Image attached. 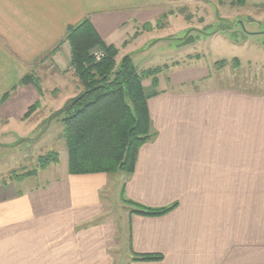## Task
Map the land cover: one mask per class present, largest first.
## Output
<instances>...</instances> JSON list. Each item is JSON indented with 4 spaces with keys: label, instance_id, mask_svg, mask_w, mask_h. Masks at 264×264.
Listing matches in <instances>:
<instances>
[{
    "label": "crops",
    "instance_id": "obj_1",
    "mask_svg": "<svg viewBox=\"0 0 264 264\" xmlns=\"http://www.w3.org/2000/svg\"><path fill=\"white\" fill-rule=\"evenodd\" d=\"M159 1L0 0V101L28 73L68 87L55 79L71 73L66 43L51 56V74L39 64L68 26L87 19L119 53L130 33L142 39L156 27L164 16ZM197 76L199 87L181 90L183 81L157 75V94L147 101L153 138L138 149L129 175L69 174L57 112L79 92L74 76L68 95L31 84L12 91L0 103V150L38 154L59 141L63 154L23 179L0 174V264H264V91ZM145 86L151 93V82ZM54 95L55 105L44 104ZM127 201L176 206L142 216ZM139 254L161 259L134 260Z\"/></svg>",
    "mask_w": 264,
    "mask_h": 264
},
{
    "label": "trees",
    "instance_id": "obj_2",
    "mask_svg": "<svg viewBox=\"0 0 264 264\" xmlns=\"http://www.w3.org/2000/svg\"><path fill=\"white\" fill-rule=\"evenodd\" d=\"M66 43L69 50V67L78 82V94L57 112L63 127L67 153V169L71 175L123 174L134 170L138 149L153 138L147 101L157 94L159 68L138 70L128 55L117 63L118 50L106 45L91 23L85 19L68 26L64 37L45 55L53 56ZM97 51L101 53L96 59ZM223 63V62H222ZM151 80V93L145 92L142 82ZM37 77L26 74L0 103L18 86L33 85L37 91ZM37 104L29 107L35 110ZM58 161V154L49 152L37 160L39 169ZM36 173L32 170L17 175L23 179ZM131 211L142 216H161L176 204L149 208L127 201ZM159 254H139L137 261L160 260Z\"/></svg>",
    "mask_w": 264,
    "mask_h": 264
},
{
    "label": "rangeland",
    "instance_id": "obj_3",
    "mask_svg": "<svg viewBox=\"0 0 264 264\" xmlns=\"http://www.w3.org/2000/svg\"><path fill=\"white\" fill-rule=\"evenodd\" d=\"M255 2L253 0H160L158 7L160 14L164 16L160 17L156 27L141 35L142 39L133 38V33H130L123 42L116 62L118 63L124 55H129L133 65L140 71L159 68L170 83L174 79L183 81L179 87L181 90L192 86L199 87L200 83L195 82L193 78L205 72L217 76L213 82L223 88L264 91V4L255 5ZM129 24L127 27H130ZM213 32H217L214 37L207 35ZM189 33L194 41L181 45L183 41L181 39ZM137 34L139 36V33ZM142 43L146 44V49H141ZM234 58L238 59V64H235ZM39 64H41L40 68L46 70V74L56 70L50 55ZM69 71L70 75L65 72L63 75L57 74L58 77L55 78L68 81V87L64 86L66 87L64 88L59 83L48 85L44 81H37L41 93L44 94L46 89L56 87L55 95L70 94L74 88L71 81L74 75L71 68ZM148 81L151 82L149 79L142 82L145 92L150 89L149 86H145ZM38 92L40 93V90ZM55 95L53 103L44 104L48 107L55 105L59 97ZM54 134V130L50 127L47 135L54 137ZM55 143L57 148L54 146L53 148L56 152L41 150L37 154L30 147L21 151L0 150V174H5L3 179H15L17 175L32 170L37 172L38 158L49 152H55L60 157L63 148L60 147L59 141ZM45 145L48 150L52 149L49 142ZM36 155H38L37 159ZM13 166L15 169L10 170L9 168ZM124 233L123 230V235Z\"/></svg>",
    "mask_w": 264,
    "mask_h": 264
},
{
    "label": "water",
    "instance_id": "obj_4",
    "mask_svg": "<svg viewBox=\"0 0 264 264\" xmlns=\"http://www.w3.org/2000/svg\"><path fill=\"white\" fill-rule=\"evenodd\" d=\"M194 41V38H193V36L192 35H188L187 37H185L184 39H183V41L181 42V45H187V44H189V43H191V42H193Z\"/></svg>",
    "mask_w": 264,
    "mask_h": 264
},
{
    "label": "built area",
    "instance_id": "obj_5",
    "mask_svg": "<svg viewBox=\"0 0 264 264\" xmlns=\"http://www.w3.org/2000/svg\"><path fill=\"white\" fill-rule=\"evenodd\" d=\"M100 55H101V53L97 52L96 59H99Z\"/></svg>",
    "mask_w": 264,
    "mask_h": 264
}]
</instances>
